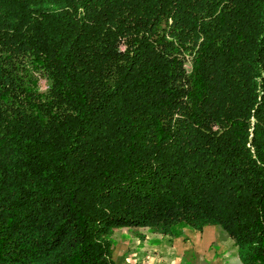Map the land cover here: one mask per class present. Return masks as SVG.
Segmentation results:
<instances>
[{"label": "trees", "instance_id": "16d2710c", "mask_svg": "<svg viewBox=\"0 0 264 264\" xmlns=\"http://www.w3.org/2000/svg\"><path fill=\"white\" fill-rule=\"evenodd\" d=\"M207 225L264 264V0H0V264Z\"/></svg>", "mask_w": 264, "mask_h": 264}, {"label": "crops", "instance_id": "0c3cea01", "mask_svg": "<svg viewBox=\"0 0 264 264\" xmlns=\"http://www.w3.org/2000/svg\"><path fill=\"white\" fill-rule=\"evenodd\" d=\"M116 264H244L234 240L217 225L184 228L178 236L149 227H117Z\"/></svg>", "mask_w": 264, "mask_h": 264}, {"label": "rangeland", "instance_id": "374dc122", "mask_svg": "<svg viewBox=\"0 0 264 264\" xmlns=\"http://www.w3.org/2000/svg\"><path fill=\"white\" fill-rule=\"evenodd\" d=\"M41 86H42V88H46L47 87V84H46V82L44 80L41 81Z\"/></svg>", "mask_w": 264, "mask_h": 264}]
</instances>
